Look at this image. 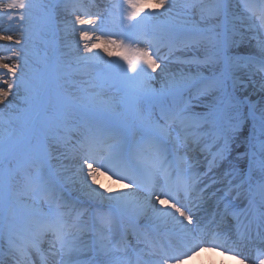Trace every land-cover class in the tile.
Instances as JSON below:
<instances>
[{
  "label": "snow or ice",
  "instance_id": "1",
  "mask_svg": "<svg viewBox=\"0 0 264 264\" xmlns=\"http://www.w3.org/2000/svg\"><path fill=\"white\" fill-rule=\"evenodd\" d=\"M0 22V264H264L241 79L264 0H0Z\"/></svg>",
  "mask_w": 264,
  "mask_h": 264
},
{
  "label": "bare ground",
  "instance_id": "2",
  "mask_svg": "<svg viewBox=\"0 0 264 264\" xmlns=\"http://www.w3.org/2000/svg\"><path fill=\"white\" fill-rule=\"evenodd\" d=\"M97 1H99L101 3H105V2L108 3L109 2L106 0H97ZM88 3H89V0H88ZM108 4H105V5H108ZM98 8H100V7L98 6ZM63 15H67V14L64 13ZM0 27H2V26H0ZM3 43H4L3 41H0V44H3ZM241 50L247 51V52H254L255 51V42L253 41L251 46H249L245 49H241ZM241 79L247 84V91L245 94L252 93L251 98L253 100L259 98L260 95H264V94L260 93V91H259L260 84L262 82H264V73H261L255 69L247 70V71L241 73ZM243 87H244V85L242 84L241 88H243ZM201 167H203V165H201ZM101 183L104 185H107L109 183V181H107L105 179V180H102ZM216 187H218V185H214L211 189L206 190V193H205V202L203 204V208L208 215H211V213L213 211L214 200L211 198V193L213 191H215ZM220 256H221V254L218 252L217 253L202 252L198 258H193L189 261H186V264H201L202 261H205L208 258L216 259V258H220ZM84 258L86 259L87 257L85 256ZM223 259L225 261V264H237V262L235 260H232L228 257H224ZM249 264H251V261L249 262Z\"/></svg>",
  "mask_w": 264,
  "mask_h": 264
},
{
  "label": "rangeland",
  "instance_id": "3",
  "mask_svg": "<svg viewBox=\"0 0 264 264\" xmlns=\"http://www.w3.org/2000/svg\"><path fill=\"white\" fill-rule=\"evenodd\" d=\"M106 1H109V0H106ZM89 2L95 3L97 7H98V6L100 7V9H103V8L106 6L105 4L110 3V1H109L108 3H107V2H105V3H101V2H99V1H97V0H89ZM84 3H88V0H85ZM68 18L71 19L72 17L69 16ZM0 26H2V27H0V29H3V28H5V27H7V24H6V22H0ZM4 54H5L4 52L0 51V55H4ZM189 55H190V53H189ZM170 67H171L173 70H175L178 66L175 65V64H173V65H170ZM0 107H3V106L0 105ZM72 135H75V134L73 133Z\"/></svg>",
  "mask_w": 264,
  "mask_h": 264
}]
</instances>
